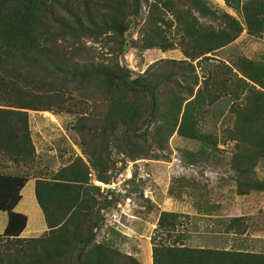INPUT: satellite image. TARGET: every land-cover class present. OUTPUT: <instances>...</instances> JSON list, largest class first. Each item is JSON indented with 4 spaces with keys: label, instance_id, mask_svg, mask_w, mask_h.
I'll return each mask as SVG.
<instances>
[{
    "label": "trees",
    "instance_id": "obj_1",
    "mask_svg": "<svg viewBox=\"0 0 264 264\" xmlns=\"http://www.w3.org/2000/svg\"><path fill=\"white\" fill-rule=\"evenodd\" d=\"M224 2L242 13L244 25L206 0H146L149 25L143 29L141 47L174 48L160 27L168 25L169 13L185 59L159 60L132 78L117 62H95L88 53L82 57L80 41L104 39L124 48L126 18L139 14L140 0H0V160L24 165L34 161L29 110H70L64 107L65 96L87 87L97 89L104 102L103 112L79 117L89 121L86 136L94 140L93 152L83 151L90 166L77 157L36 181L47 232L19 237L26 217L12 209L27 177L0 173V210L9 213L0 234V264H117L115 251L95 241L97 215L110 201H98L89 191H99L89 182V169L97 181L109 184L105 173L111 147L135 159L149 156L153 146L163 149L175 132L207 142L201 122L221 102L227 107L224 118L231 122L224 138L233 143L231 164L244 180L238 193L264 192V178L251 175L264 159V59L240 56L229 65L213 57L244 29L264 39V0ZM178 218L162 211L157 229L174 230ZM195 251L154 244L153 264H188ZM198 252L205 254L202 264H264V252ZM126 258V264H140Z\"/></svg>",
    "mask_w": 264,
    "mask_h": 264
},
{
    "label": "rangeland",
    "instance_id": "obj_2",
    "mask_svg": "<svg viewBox=\"0 0 264 264\" xmlns=\"http://www.w3.org/2000/svg\"><path fill=\"white\" fill-rule=\"evenodd\" d=\"M206 1L212 8L228 13L244 25L242 13L227 6L224 0ZM140 4L139 14L126 18L129 27L125 32L124 48H119L116 43L107 44L104 39L94 41L82 38L80 45L84 50L82 47L81 56L88 53L95 62H117L130 72L132 78L159 60L185 59L178 44L180 36L176 23L169 13L166 14L168 25L161 24L160 27L165 37L174 43V48L162 51L156 47H141L143 29L149 25V9L146 0H140ZM195 15L198 16L196 12ZM240 56L252 60L264 59L263 37L252 36L244 29L213 55L229 65ZM70 93L64 99V107L70 110L28 111V122L40 150L38 158L52 169L61 168L77 157L90 166L83 151L92 153L94 140L86 136L89 121L79 120V117L83 114L91 117L104 110V102L97 89L87 87L80 92L83 96L79 91L71 90ZM226 110V103L221 102L205 115L201 128L208 136L207 142L185 138L175 132L167 139L163 149L153 146L149 156L135 159L111 147V164L105 173L109 176V184L97 181L95 171L89 169V182L99 187V191H89L98 201L104 197L110 201V206L97 215L95 241L103 242L115 251L117 264L128 262L126 253L130 252L129 235L133 230L151 245H166L165 233L154 228L159 211L175 208L174 203H184L195 210H223L225 215H237V235L233 238L238 249L264 252V192L250 190L245 194L238 193L240 187L244 189V180L239 178L231 164L233 143L224 140L225 131L231 124L224 118ZM41 131L45 138L39 134ZM96 142L99 144V141ZM54 173L56 170L39 171L38 177L46 178ZM251 175L257 179L264 178V159L258 161ZM239 180L242 181L240 186ZM217 219L219 217L210 218L215 222ZM187 220L182 217L177 219L178 230Z\"/></svg>",
    "mask_w": 264,
    "mask_h": 264
},
{
    "label": "crops",
    "instance_id": "obj_3",
    "mask_svg": "<svg viewBox=\"0 0 264 264\" xmlns=\"http://www.w3.org/2000/svg\"><path fill=\"white\" fill-rule=\"evenodd\" d=\"M29 130L32 143L35 148L36 156L31 164H15L10 160H0V173L10 175H24L27 177L26 182L23 184L19 191L20 199L13 207L14 213L22 214L26 217V224L23 230L20 232L19 237L32 238L39 237L48 231L44 214L37 202L35 195L36 181L40 179L39 171L56 170L51 167H46L40 162L38 155L40 150L35 142L30 121ZM42 138L45 135L41 131L39 133ZM62 165L61 167H63ZM175 208L163 209L162 211L177 213L179 218H187L186 222H183L182 229L178 230V226L171 231H161L165 233L166 246L169 247H180L196 250L192 255L188 257V264H202L205 259V254L198 252V250H218V251H235L238 252V246L236 240L233 238L237 235L236 224H233V219L237 215H225L224 211L210 212L205 210H195L184 205V203H174ZM173 206V207H174ZM158 214V217H159ZM225 217L223 218V216ZM157 217V220H158ZM219 217L215 221L210 218ZM9 219L8 211L0 210V234L5 231ZM157 220L156 226L157 228ZM218 223H220L218 226ZM223 226V227H222ZM130 252L126 253L136 259L140 264H153L152 258V247L151 243L145 238L143 239L140 235L136 234L133 230L129 235ZM98 242V241H96ZM255 252V251H245ZM210 260L214 261V258ZM212 264H217L215 261ZM220 264V263H218Z\"/></svg>",
    "mask_w": 264,
    "mask_h": 264
}]
</instances>
